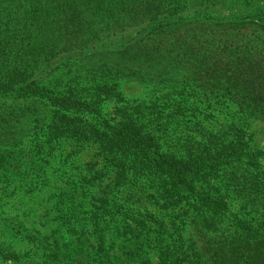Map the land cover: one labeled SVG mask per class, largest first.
Segmentation results:
<instances>
[{
  "label": "trees",
  "instance_id": "16d2710c",
  "mask_svg": "<svg viewBox=\"0 0 264 264\" xmlns=\"http://www.w3.org/2000/svg\"><path fill=\"white\" fill-rule=\"evenodd\" d=\"M217 6L0 0V264H264V0Z\"/></svg>",
  "mask_w": 264,
  "mask_h": 264
},
{
  "label": "rangeland",
  "instance_id": "374dc122",
  "mask_svg": "<svg viewBox=\"0 0 264 264\" xmlns=\"http://www.w3.org/2000/svg\"><path fill=\"white\" fill-rule=\"evenodd\" d=\"M237 1H240V0H213V2H216L217 3V7H220V11L219 13L220 14H227L229 13L228 10H222V6L221 5H231V3H235ZM245 1V0H243ZM202 1H200L201 3ZM199 3V5H200ZM262 3V2H261ZM192 4H185L184 3V7L187 8V6H191ZM124 14H127L129 15V19L128 21L124 20L123 19V24H122V27H123V31L121 33H119L120 35H125L127 38L128 37H132L133 40L129 41V51H128V58L130 59L132 56L134 55H143L145 53H147V50L143 51V45H148L149 46V43L151 40L149 39H143L144 37H140L138 36L137 34V31L140 30V29H129V24L128 23H131L133 21L132 19V16H133V11L132 9L130 11H127V12H124ZM189 15H191V13L189 12ZM186 27L184 26H181V28L183 29V31H178V34L177 35H181V34H184L187 29V27L189 28V26L187 25V23H185ZM248 31H251V29H249ZM177 37V36H176ZM66 41H67V44L69 45H72L73 47L76 46V45H79L83 39H84V36L81 34V33H75L74 35H68L66 38H64ZM176 38H174L173 40H175ZM152 45L154 44V42H151ZM99 43H96L94 44V48L96 46H98ZM97 58V63L100 64L102 62H106V63H110V62H113V61H116L117 59H119L120 57L118 55H106V56H101V57H96ZM125 91L127 92V94L131 97H142L144 94H145V91L141 88V86L137 85L136 83H127L126 84V87H125ZM111 109H113V107L111 106ZM253 128L257 131V136L259 138L258 142L261 143V145H264V123L262 122H256L254 125H253ZM30 199V198H28ZM30 201V200H29ZM29 206L31 207H35V208H39V213L43 211L42 207L36 205V203L34 204L33 202L30 201V204ZM28 207V206H27ZM18 241V240H16ZM14 241V247L16 248H21V246L25 247L24 245H21V243L19 242H16ZM7 264H11V263H7Z\"/></svg>",
  "mask_w": 264,
  "mask_h": 264
}]
</instances>
